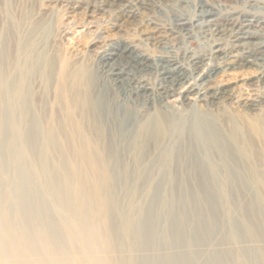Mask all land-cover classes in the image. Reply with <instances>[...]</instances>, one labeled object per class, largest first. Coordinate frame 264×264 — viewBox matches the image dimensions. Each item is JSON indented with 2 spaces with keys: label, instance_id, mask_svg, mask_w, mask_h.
Listing matches in <instances>:
<instances>
[{
  "label": "bare ground",
  "instance_id": "6f19581e",
  "mask_svg": "<svg viewBox=\"0 0 264 264\" xmlns=\"http://www.w3.org/2000/svg\"><path fill=\"white\" fill-rule=\"evenodd\" d=\"M202 1L206 8L199 15L173 12L176 22L167 23L155 14L162 10L168 15L173 4L190 0H46L65 2L64 9L86 16L108 10L122 23L143 27L144 40L163 44L160 54H152L128 41L109 42L91 64L95 75L79 64L74 68L69 57H63L59 66L55 60L45 61L41 50L45 12L31 15L18 1L12 32L4 35L10 44L6 53L0 48V111L4 103L8 108L0 175L12 177L6 191L16 193L11 200L20 219L29 217L22 232L30 247L39 251L31 250L26 263L11 259V253H0V264H95L100 247L87 245L82 238L88 205L64 193L76 185L84 193L86 176L97 195L98 210L118 207L120 199L115 195L122 186L129 187L131 195L142 186L148 192L145 205L127 203L128 212L117 216L111 231L113 240L104 245L120 241L118 253L125 256L126 264H196L198 255H206L202 264H246L247 251L262 253L264 211L257 195L264 192V178L252 175L247 167L258 168L264 151L260 116L264 113V14H224ZM138 10L146 11L147 18L136 20ZM196 26L209 41L204 53L165 41L178 39L183 44ZM251 67L257 75L243 83H257L259 90L240 105L234 120L222 106L233 99L237 87L212 83L228 69ZM149 74L155 79L145 77ZM55 84V105L48 109L46 96ZM170 98L177 101L168 102ZM51 170H63L64 182L50 177ZM27 174L36 181L28 189L27 181L17 179ZM156 177L163 180L153 189ZM35 187L42 196L37 202ZM250 191L255 192V201L242 206ZM110 193L114 198L109 200ZM42 201L63 214L66 223H81L71 235L85 247L83 263L69 259L64 243L50 249L42 236H36L38 229L42 231L36 210ZM33 217L37 227L31 232L27 228ZM4 218L0 211V225ZM53 237L59 243V237ZM159 250L172 252L159 257ZM171 255L175 260L167 257Z\"/></svg>",
  "mask_w": 264,
  "mask_h": 264
},
{
  "label": "rangeland",
  "instance_id": "374dc122",
  "mask_svg": "<svg viewBox=\"0 0 264 264\" xmlns=\"http://www.w3.org/2000/svg\"><path fill=\"white\" fill-rule=\"evenodd\" d=\"M18 1L19 0H0V48L4 53H6L5 51L6 47L9 46L10 44L8 43V40L5 39L6 38L5 34L12 32L11 17L12 15H16L19 4ZM21 1L23 2L24 6L27 7V10L30 9L29 11L31 15L32 14L39 15L42 12H45V16L43 18L44 20L42 21L43 25L45 26V30L42 33L44 44L42 45L41 50L45 54V61L55 60V64L57 63L58 66L63 57H69V59H71L73 63L74 68H78L77 64H79L81 66H84L85 69L87 68L88 72L94 74L95 73V66H93L95 65L94 59L97 60V56L99 54L98 52L102 50L105 44H108L109 42L116 40H121V41L123 40L125 42L128 41L129 43L131 44L133 43L134 45H136V47H138L139 49L140 48L141 50L145 49L152 54H160V51L162 52L161 45L163 44L153 40L150 41L144 40V38L146 37L144 33L146 32L143 30V27L134 26L129 22L122 23V20L120 21L117 18H115L110 11L108 12V10L107 11L99 10L97 12H94L90 16H86L83 13L76 14V12L72 13L69 9H64L65 7L62 6L65 4V2H60L59 4H57V3H48L46 2V0H21ZM206 1L213 4L214 7H216L220 12L224 14L230 13L232 11H248L259 14H261L262 11V14H264V9H263L264 0H210V1L206 0ZM56 4L57 6L55 7ZM205 8L206 7H204L202 0H192V1L190 0V2L181 3L180 6L179 4L176 5L173 4L169 8L170 12L168 15H165L162 10H159L155 14V17L167 23L169 22L175 23L176 16L174 15L173 12H178V13L180 12L187 17L193 15H199L202 12V10ZM68 10L70 12H68ZM145 12L146 11L144 10H138L136 20L139 21L142 18L146 19L147 14ZM34 15L32 16L33 18ZM200 30L201 28L198 26L193 28L192 36L184 39L183 44L185 46L182 44L181 41L178 42V39L175 41L173 40H165V41L169 43L168 45L174 44V46L177 47H182V48L187 47L189 50L198 53H204L207 51L209 47L208 46L209 41L207 40L205 33L203 34L202 30L201 31ZM92 37L95 38L94 39L95 42L93 41ZM92 42L93 44H90ZM146 43L148 44L147 46ZM177 43H180V45ZM4 53H2L3 58L6 56V54ZM252 75L253 76L257 75V72H255V67H251L248 69L246 68L245 70L228 69L225 72L220 73L213 80L212 84L220 82V84H230L234 86L235 89L237 87L233 99L230 100L228 103H225V105L223 104L222 106L224 107L223 111L229 114L228 116H230V118L234 120H236V114H238L239 111L241 110L240 105L246 100L254 98L253 96H255V93H257L259 90L257 83L252 84L251 86H246L243 83L244 82L243 79L246 80V78H250ZM146 76H148L149 78L150 74L145 75V77ZM149 79L154 80L155 74L151 76ZM55 88H56V84L54 85V88H52L46 96V100L48 102L47 103L48 109L54 107L53 103L56 97L55 96L56 94H54ZM238 90H240L239 92L241 93H239ZM51 98L54 99L50 100ZM176 101L177 98H170L168 100V102L171 103ZM2 103H4V101ZM2 105H3L2 111H0V144L6 143L8 140V136H7L8 114L6 115V113H8L7 112L8 108L6 107L5 103ZM260 116L261 118L264 119L263 112L260 113ZM260 153H261L260 160L262 162L260 161V165L258 168H254V170L256 169V171L253 170L252 166H250V168L247 166L245 167H247V169L250 170V173L252 175L253 174L255 176L258 175L264 178V151L262 150ZM5 160L7 162V159ZM62 171L51 170L49 173L50 177L55 179L57 182L62 183L66 179L63 176ZM0 174H3L2 169L0 170ZM6 175H0V211H4L6 216V219L4 218L5 219L4 223L0 225V253L1 254H3V252L11 253L13 254L11 259L15 260L16 262L20 261L26 263L29 252H31V250L32 252H35V250H37L38 248L36 246L30 247L31 242L28 240L26 241L24 237L22 229L25 228L26 225L25 221L29 217L26 216L25 219L24 218L20 219V210L16 208V206L12 203L11 200V198L15 196L16 193L13 192L11 194L6 191V188L10 187L9 184L12 177H9L8 179V175L7 176ZM17 179L20 181L21 180H24L25 182L27 181L26 187H24V184L22 185V187L26 189L30 188L29 186L32 182L33 183L36 182L35 179L32 178V176L29 174H27L25 177L22 175H18ZM83 180L86 183L84 193H82L80 189V185L68 186L66 190H64V193L65 194L70 193L72 194V196L76 198V201H81L85 203L84 205H88L87 216L83 220L84 223H88L85 224L88 231L86 230V232L84 233V237L82 238L86 241L87 245L98 244L100 247L101 253L99 257L94 258L93 260L94 263L95 264H126L125 256L123 254L121 255L118 253L117 245H119L120 241L119 242L117 241V243L114 241V245L110 247L104 248V245L105 242H107L110 238L112 239L111 231L114 228V225L118 223L117 216H123L128 212L127 203H130L131 201L135 203L140 202V205H145L149 197V195L147 194L148 192H146L145 188H143L142 186L136 192V195H131L128 194L129 187L127 189L122 186V188H120V191L116 192L115 195L118 199H120V204L118 205V207L117 205L115 207L114 205L112 206L110 205L108 207L104 206L102 210H98L97 206L95 205L97 195H94L93 193V185L90 183L91 180L87 176L84 177ZM162 180L163 179H161L160 177L154 178L151 182V184L153 185V189H155V186H158V184ZM35 190L36 192L34 198L36 199L34 200V202H37L40 199L42 200V196L40 195L41 191L36 189V187ZM254 193H255L254 191L248 192L247 193L248 195L244 197V200L241 202V205L246 206L247 204L252 202L254 200V196H253ZM113 198H114V194L110 193V195H108V199L110 200ZM257 198L261 202V206L264 211V192L258 193ZM38 205L41 207V209H39V207H36L37 208L36 210L39 211L38 213L39 222L42 226V231H39L38 229L36 236H38V234L39 237L42 236L41 238L44 239V241H46L47 243L46 245L50 249H55L57 246H59L60 243H64L68 249L69 259L70 260L73 259V261L76 263H80V262L83 263L84 254L82 253V250L85 247H83V245L81 244L80 245L77 244L75 240V236L72 237L71 235L72 230L78 227L81 223L78 221L76 222V220H74L72 224L66 223L65 216L63 214L60 213L58 214L57 212H55L54 206L50 204H46L44 202L43 204L39 203ZM134 211L136 212V210ZM134 211H132V213H134ZM36 220L37 218L34 217L31 219V223L30 225H28L27 228L29 229V231L31 229H32L31 232L36 231V227H37L35 225ZM112 233H116V232L113 231ZM54 234H56L59 237V243L53 239ZM38 251L39 249L37 250V252ZM168 252H172V251L159 250L157 256L162 257L164 255H170V253L168 254ZM36 254L32 253L31 255H36ZM245 254L246 255L244 257V261L246 264H264V249L260 255H258V253H253L251 250L249 252L247 251ZM205 256L206 255H202V256L198 255L197 258L195 257L197 261L196 264H202L203 263L202 261L204 260ZM167 257H170L175 260V258H173L174 255Z\"/></svg>",
  "mask_w": 264,
  "mask_h": 264
}]
</instances>
